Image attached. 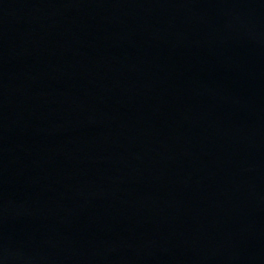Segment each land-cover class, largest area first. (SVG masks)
Wrapping results in <instances>:
<instances>
[{
	"label": "water",
	"instance_id": "obj_1",
	"mask_svg": "<svg viewBox=\"0 0 264 264\" xmlns=\"http://www.w3.org/2000/svg\"><path fill=\"white\" fill-rule=\"evenodd\" d=\"M0 264H264V0H0Z\"/></svg>",
	"mask_w": 264,
	"mask_h": 264
}]
</instances>
